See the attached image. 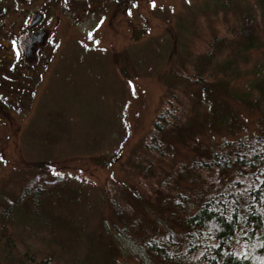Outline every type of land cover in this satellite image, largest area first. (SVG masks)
Returning <instances> with one entry per match:
<instances>
[{
  "label": "rangeland",
  "instance_id": "rangeland-1",
  "mask_svg": "<svg viewBox=\"0 0 264 264\" xmlns=\"http://www.w3.org/2000/svg\"><path fill=\"white\" fill-rule=\"evenodd\" d=\"M5 1L0 0V7H7L0 17L2 43L12 42L32 12L44 11L52 19L44 65L0 64V264H31L36 255L49 253L51 264L150 260L135 244L140 236L126 229L132 217L174 228L175 236L179 231L167 213L149 205L154 185L128 161L146 138L161 98L172 96L169 101L184 111L198 97L201 88L187 79L184 66L191 68L186 46L195 18L219 20L222 32L233 37L231 46L243 24L246 30L256 27L264 43V0ZM114 55L120 62L126 57V78ZM238 55L229 62L261 61L260 55L251 54L248 61ZM234 82L252 100L247 104L218 94L215 119L229 117L195 141L186 138L189 143L216 147L264 132V86L246 72ZM189 84L196 91H188ZM169 143L173 163L193 160L189 147ZM39 163L47 165L34 167ZM209 181L206 175H185L182 184L192 203L205 198ZM110 200L121 209V220Z\"/></svg>",
  "mask_w": 264,
  "mask_h": 264
},
{
  "label": "trees",
  "instance_id": "trees-1",
  "mask_svg": "<svg viewBox=\"0 0 264 264\" xmlns=\"http://www.w3.org/2000/svg\"><path fill=\"white\" fill-rule=\"evenodd\" d=\"M206 19L205 15L195 18L196 27L190 30V43L186 46L191 66L184 64L187 79L201 88L197 99L187 110L180 111L169 101L172 96L161 98L146 138L128 161L138 176L154 185L148 197L149 205L167 213L179 231L175 236L174 228L159 227L141 215L132 217L126 229L140 236L135 244L150 259L143 258L141 264H264V132L224 140L209 148L195 146L186 139L197 140L207 128L220 126L229 117L215 119L213 99L218 94L247 104L252 100L234 82L240 73L253 75L256 84L260 88L264 86L263 37L256 27L246 30L243 24L237 43L231 46L233 37L222 32L223 24L214 18ZM251 54L260 55L261 61L242 66L229 62L236 55H246L248 61ZM219 55L225 56L224 60L213 62ZM206 59L210 62L203 67ZM124 62L113 56V63L121 64L120 75L126 78ZM187 89L196 91L192 84ZM167 137L169 142L189 147L194 153L193 160L188 164L173 163L172 144L166 141ZM43 165L47 164L34 167ZM190 173L211 179L205 198L198 204L192 203L182 184ZM108 203L121 220V209L112 200ZM3 229L7 235L8 224ZM49 254L36 255L35 263L29 262L51 264ZM189 257L192 261L184 263Z\"/></svg>",
  "mask_w": 264,
  "mask_h": 264
},
{
  "label": "flooded vegetation",
  "instance_id": "flooded-vegetation-1",
  "mask_svg": "<svg viewBox=\"0 0 264 264\" xmlns=\"http://www.w3.org/2000/svg\"><path fill=\"white\" fill-rule=\"evenodd\" d=\"M5 2H8L6 0ZM11 3L15 2L10 0ZM16 4V3H15ZM7 7H0V17L6 14ZM14 10H18L17 5H15ZM52 16L44 11L32 12L30 15L26 16L25 20L21 23L20 31L18 34L13 33L12 42L6 41L2 43L0 40V51L5 52L6 57L0 58V64L11 63L10 66H16L25 64L27 67L34 66L35 63L42 62L45 64L44 57L46 55L44 52L46 43L49 37V30L47 29L50 24ZM16 31L18 30V23L14 24ZM11 51V56H7L6 52ZM6 62V63H5ZM8 64V65H9ZM6 66L11 68L10 66Z\"/></svg>",
  "mask_w": 264,
  "mask_h": 264
},
{
  "label": "water",
  "instance_id": "water-1",
  "mask_svg": "<svg viewBox=\"0 0 264 264\" xmlns=\"http://www.w3.org/2000/svg\"><path fill=\"white\" fill-rule=\"evenodd\" d=\"M122 2H124L125 0H121Z\"/></svg>",
  "mask_w": 264,
  "mask_h": 264
},
{
  "label": "snow or ice",
  "instance_id": "snow-or-ice-1",
  "mask_svg": "<svg viewBox=\"0 0 264 264\" xmlns=\"http://www.w3.org/2000/svg\"><path fill=\"white\" fill-rule=\"evenodd\" d=\"M155 5L153 4V7H154Z\"/></svg>",
  "mask_w": 264,
  "mask_h": 264
}]
</instances>
